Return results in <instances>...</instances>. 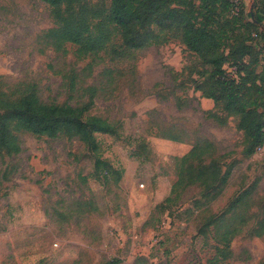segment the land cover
<instances>
[{
    "label": "rangeland",
    "instance_id": "rangeland-1",
    "mask_svg": "<svg viewBox=\"0 0 264 264\" xmlns=\"http://www.w3.org/2000/svg\"><path fill=\"white\" fill-rule=\"evenodd\" d=\"M239 1L247 23L253 0ZM52 27L43 1L0 0V90L25 82L46 103L92 98L87 114L113 128L92 146L20 134L21 153L0 154V264H264V145L243 156L236 119L195 90V56L177 37L128 51L114 36L105 52L78 59L69 44L65 55L44 49L40 36ZM253 44L263 46L260 37ZM254 50L259 73L264 57ZM203 139L224 156L220 194L206 200L190 188L165 204L176 159ZM225 223L235 229L229 247Z\"/></svg>",
    "mask_w": 264,
    "mask_h": 264
},
{
    "label": "trees",
    "instance_id": "trees-1",
    "mask_svg": "<svg viewBox=\"0 0 264 264\" xmlns=\"http://www.w3.org/2000/svg\"><path fill=\"white\" fill-rule=\"evenodd\" d=\"M41 1L49 8L53 27L41 34L40 44L62 55L69 44L76 48L78 59L98 56L114 36L128 51L164 46L177 37L201 66V71L190 73L202 79L193 80L195 90L226 118L236 119L243 156H253L264 145V71L256 72L260 61L254 56L256 49L255 53L264 57V0H253L255 11L246 14L247 23L239 0L236 4L231 0H110L108 7L93 4V0ZM241 29L246 31L241 34ZM258 37L263 44L259 50L253 44ZM261 61L264 63V58ZM226 68H234L236 78L229 76ZM92 104V98L75 106L46 103L32 83L18 82L0 90V154L21 153L20 134L64 137L92 146L96 134H109L113 128L107 120L87 114ZM208 115L220 119L213 112ZM166 139L180 142L174 136ZM223 157L211 142H195L187 154L176 159L177 178L164 203H172L190 188H198L206 200L215 199L226 182ZM248 194H241L233 209L242 205ZM259 223L264 228V209ZM222 227L220 238L229 247L235 229L227 223ZM261 235L257 233V237Z\"/></svg>",
    "mask_w": 264,
    "mask_h": 264
},
{
    "label": "built area",
    "instance_id": "built-area-1",
    "mask_svg": "<svg viewBox=\"0 0 264 264\" xmlns=\"http://www.w3.org/2000/svg\"><path fill=\"white\" fill-rule=\"evenodd\" d=\"M234 4H236V0H231ZM226 70H227V73H228V75L229 76H231V77H233V78H236V76H235V69L234 68H232V70L231 69H228V68H226ZM261 149H262V147H260L258 150L259 151H261Z\"/></svg>",
    "mask_w": 264,
    "mask_h": 264
}]
</instances>
